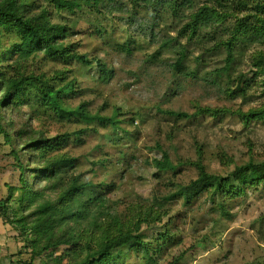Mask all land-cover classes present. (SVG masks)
I'll return each mask as SVG.
<instances>
[{
    "label": "rangeland",
    "instance_id": "obj_1",
    "mask_svg": "<svg viewBox=\"0 0 264 264\" xmlns=\"http://www.w3.org/2000/svg\"><path fill=\"white\" fill-rule=\"evenodd\" d=\"M174 1L173 7L160 0H106L98 9L70 12L48 0H22L20 9H45L51 23L69 28L66 42L89 66L41 52L16 60L9 49L14 37L0 32L2 77L20 67L55 87L72 80L62 99L66 107L85 104L105 118L117 113L114 123L60 117L33 88L3 111L15 124L4 125L12 142L0 132V264L98 262L93 253L103 235L128 229L142 243L115 247L97 264H264V179L214 196L177 194L197 177L195 160L206 172L230 178L236 166L264 161V120L245 123L241 116L264 104V76L253 72L264 39L251 38L255 21L242 13L247 32L232 43L231 67L224 71L236 20L225 13L227 1ZM203 6L219 16L193 32L188 24ZM181 55L191 74L174 72ZM97 60L114 69L107 83L99 79ZM238 77L245 80L243 94L232 93ZM42 135L50 139L47 149L17 153ZM162 151L174 170L153 166ZM55 157L63 161L42 176L38 165ZM146 206L160 218L126 228L135 207ZM58 239L66 243L41 251Z\"/></svg>",
    "mask_w": 264,
    "mask_h": 264
},
{
    "label": "trees",
    "instance_id": "obj_2",
    "mask_svg": "<svg viewBox=\"0 0 264 264\" xmlns=\"http://www.w3.org/2000/svg\"><path fill=\"white\" fill-rule=\"evenodd\" d=\"M105 1L106 0H48V2L56 9L68 10L70 12L74 11L76 7L82 8L84 6H86V8L92 7L93 9H98L99 6L106 5ZM145 1L150 2L151 0ZM160 1L166 2L173 7L175 5L174 0ZM21 2L22 0H0V32L10 34L12 37H14V42H11L9 49L11 50L12 54H17L16 60H25L29 58V56H34L41 52L48 58L62 57L65 59L77 60L88 66L91 65L92 62L89 61L85 55L78 54L72 47V44L66 42V38L70 34L69 28L63 24L51 23L48 19V14L45 9H42L38 13L29 12L23 6L22 9H20ZM223 2H226V4H223L226 5L225 13L234 16L236 19L235 26L231 31V38L226 42L227 53L223 70L228 71L231 67L233 59L232 43L237 40L239 34L242 31L247 32L244 26L248 24V22H245V19H243L242 16L240 17L242 13L245 14L246 12L247 17L252 16L255 21L249 26L251 29L250 33L252 32L251 38L258 40L264 39V0L217 1V3L221 6H223ZM218 16L219 13H217L215 9L203 6L192 15L191 22H189L188 25L191 27L190 30L194 32L198 26L207 25L213 19H217ZM253 61L254 74L264 76V54L256 55ZM95 63L100 81L103 83L110 81L114 75V69L107 67L106 64L100 60H97ZM172 67L175 73H183L184 75L192 73V71L188 70V68H186L185 64L183 63V55L175 59ZM19 68H17L13 74L5 78L0 74V132L3 133V136L8 141L12 142L13 138L8 133V130H5L4 125L12 128L14 127L15 121H12L8 117V112L3 111H6V109L11 106L15 107L19 105V99L21 100L22 95L25 92H28L31 88L37 91L39 101L43 105L48 106L58 113L60 117L70 118L71 116H76L79 119L85 121H92L93 119H106L112 123L115 122V116L117 115L116 111L112 117L105 118L99 114L92 115L89 113L85 108V104H81L74 108L66 107L63 104L62 99L65 93H68L73 89L72 80L65 82V84L62 86L55 87L54 83L51 85L46 82L45 75H24ZM57 78L58 75L51 77L50 79L53 81ZM244 84L245 80L238 77L236 79L235 87L232 89V93L243 94L245 89ZM229 89L231 88H228V90ZM206 111H208V109ZM176 115L181 117L186 116V114L183 113H177ZM241 116L245 123L251 119L264 120V104L260 108L250 109L247 113H241ZM49 142L50 139L44 138L43 135L39 138H33L25 142L22 147L18 149L17 153L19 154L20 152H29V154H31V152H33L35 149H47L49 147ZM61 161H63V159L57 157L49 159L47 160L46 166L38 165L41 168H37V171L40 174L43 173L42 176H44L47 172L49 175H51L55 166H57ZM152 163L158 171L174 170L176 166L170 160L166 151H162L161 158H154ZM192 163L197 169V177L187 185H182L177 189V194L187 200H190L203 192L210 193L212 196H214L217 195V193H228L238 189L241 190L248 184L253 185L264 179V161L257 163L248 162L244 165L236 166L231 172V178L221 177L206 172L200 159L195 160ZM28 169L33 170V168ZM49 175L48 177H50ZM35 177L37 176L34 175V178ZM232 179H234L235 182H233ZM45 207H47V205L44 206V208ZM1 208L2 206L0 204V210ZM135 209V217L123 222L126 228L136 225L139 220L145 221L147 218H160L159 215H157V211L153 210L149 206H146L144 209L135 207ZM110 220L116 221L117 217L114 216V218H111ZM138 227L139 226L136 225L137 230ZM130 233L131 232H129L128 229L127 233L121 234L120 236L118 234L115 235L112 233L104 234L103 240L97 246L93 256L98 254L99 261H101L105 258V255H107L115 247L124 245L129 241L142 243L138 237ZM63 243H66L64 239L49 241L48 243L43 244L41 251H45L50 247L58 246ZM90 261L81 260L77 264H97L99 262H97V260H92V262Z\"/></svg>",
    "mask_w": 264,
    "mask_h": 264
}]
</instances>
